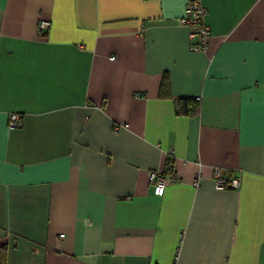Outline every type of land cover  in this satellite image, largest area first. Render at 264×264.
I'll return each instance as SVG.
<instances>
[{"label": "crops", "instance_id": "obj_1", "mask_svg": "<svg viewBox=\"0 0 264 264\" xmlns=\"http://www.w3.org/2000/svg\"><path fill=\"white\" fill-rule=\"evenodd\" d=\"M186 1L0 0L5 264H264V0Z\"/></svg>", "mask_w": 264, "mask_h": 264}, {"label": "built area", "instance_id": "obj_2", "mask_svg": "<svg viewBox=\"0 0 264 264\" xmlns=\"http://www.w3.org/2000/svg\"><path fill=\"white\" fill-rule=\"evenodd\" d=\"M205 12L206 10L200 0H187L184 5L183 13L178 19L181 25L191 29L189 37L192 50H201L206 47L209 28L204 22ZM49 24L50 22L47 19L40 18L37 22V27L39 30H42L46 29ZM195 98L198 99L199 96ZM176 108L178 109V105H176ZM20 124L19 115L17 113H10L8 117V127H18ZM124 125H126V123ZM169 152L172 154L171 149ZM173 178L172 174L157 169L150 170L148 173V180L155 195H162L165 186L171 182ZM213 179L218 189L226 187L237 188L240 185L238 177H223L219 167L213 168ZM194 184H197V181H195ZM59 235L63 236V233Z\"/></svg>", "mask_w": 264, "mask_h": 264}, {"label": "trees", "instance_id": "obj_3", "mask_svg": "<svg viewBox=\"0 0 264 264\" xmlns=\"http://www.w3.org/2000/svg\"><path fill=\"white\" fill-rule=\"evenodd\" d=\"M178 111L183 113H192L196 106L197 100L194 97H178L177 99ZM7 241L0 238V264H5Z\"/></svg>", "mask_w": 264, "mask_h": 264}]
</instances>
